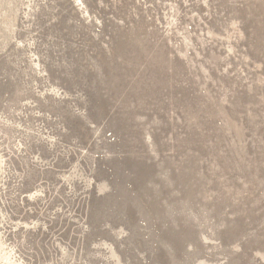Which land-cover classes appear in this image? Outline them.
<instances>
[{
    "label": "rangeland",
    "instance_id": "rangeland-1",
    "mask_svg": "<svg viewBox=\"0 0 264 264\" xmlns=\"http://www.w3.org/2000/svg\"><path fill=\"white\" fill-rule=\"evenodd\" d=\"M0 264H264V0H0Z\"/></svg>",
    "mask_w": 264,
    "mask_h": 264
}]
</instances>
